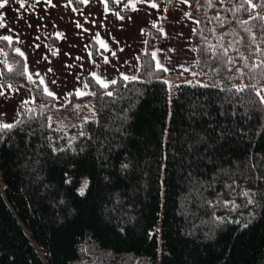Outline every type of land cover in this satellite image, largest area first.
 I'll use <instances>...</instances> for the list:
<instances>
[{
    "label": "trees",
    "instance_id": "16d2710c",
    "mask_svg": "<svg viewBox=\"0 0 264 264\" xmlns=\"http://www.w3.org/2000/svg\"><path fill=\"white\" fill-rule=\"evenodd\" d=\"M178 1L155 0L167 11ZM250 2L255 9L245 0H188L199 21L191 83H163L150 55L162 34L145 28L138 80L110 86L107 97L87 76L96 95L61 107L22 75L17 41L0 40L2 86L31 89L34 101L32 112L19 104L21 123L0 138V264L264 263V67H253L264 61L255 51L264 50V19H252L264 7Z\"/></svg>",
    "mask_w": 264,
    "mask_h": 264
},
{
    "label": "crops",
    "instance_id": "0c3cea01",
    "mask_svg": "<svg viewBox=\"0 0 264 264\" xmlns=\"http://www.w3.org/2000/svg\"><path fill=\"white\" fill-rule=\"evenodd\" d=\"M52 2L56 7H51L46 0H40L39 3L36 0H27L25 8L20 9L19 5L12 0L5 9H0V11L5 13L3 23L6 25V27L0 28V35H9L16 41L17 38L22 41L21 43L17 42V47L25 53L26 60L24 57V62L28 65L29 73L34 74L39 71L41 75H44L48 86L52 85L55 87V93L58 97H65L58 91L59 88L65 90L71 82L77 83L75 75L72 74H77L74 68V66H77L75 58L77 56L80 57V55L77 52L76 41L78 42L82 36L81 30L89 29L88 37L84 39L89 45V47H86L87 52H91V41L96 44L97 50L99 49V52L96 50L94 58L99 65V62L102 64L99 67L93 66L91 71L102 74L110 80L118 77V72L113 65L128 75H137L136 69L139 66V62H137L136 57L145 49V41L147 39L145 28H153V21L157 25L161 22L160 27L164 29L167 35H170L168 40L176 43H179L182 35L188 34L191 43L193 29H196L197 26L196 20L189 17V15L185 16V13L189 14L188 3L184 4L179 1L171 11L166 10L164 3H157L159 5L157 9H152L147 4H137L138 11L133 12L130 8H124V4L128 3V0H121L120 4L114 3V8L107 15L103 12L104 6L101 0H89L87 5L83 4L81 9H76L77 11H73L74 8L69 5L68 0H52ZM28 5H32V7ZM124 10H128L129 13L126 15L121 14L125 18L123 21L118 20L113 15L116 11ZM85 13L86 18L84 17ZM87 17L89 19L86 23ZM128 17H131V19L129 20ZM77 22L83 25V29L76 27ZM29 24L31 27H29ZM9 28L12 31H9ZM141 29L144 30L143 33ZM97 32H99L101 39L109 44L110 48L117 51L116 58L111 57L110 53H104L112 61L109 65L104 64L103 56L100 55L103 49H100L99 43L94 38ZM57 33H63L64 36L58 37ZM164 36L162 35L161 40L154 44L153 51H157V46L163 41ZM36 37H39V39H36ZM50 38H54L56 43L48 45V39ZM37 44L41 47L36 48L35 45ZM120 48H123L124 51L120 52ZM57 49H59L58 54L52 56L51 51ZM167 51H169V48ZM65 53L70 55L66 56ZM42 54L48 56L51 61L50 64L42 59ZM38 60L40 61L39 63H37ZM125 60L128 61L127 64L123 63ZM66 64L73 66L69 68L66 67ZM48 68L53 69V71L47 72ZM65 70L69 74L61 85L58 82V74ZM63 74L62 76L66 75L65 72ZM82 78L83 73L80 76L79 84L84 83ZM52 79L57 81L55 85L51 84ZM0 85H2L1 77ZM59 85L61 86L58 88ZM18 89L19 91L17 92L8 89L7 86L4 87L5 95L0 96V113L5 115L0 116L1 120L8 119L14 110H18L22 100H32L30 91L24 88Z\"/></svg>",
    "mask_w": 264,
    "mask_h": 264
},
{
    "label": "snow or ice",
    "instance_id": "6c2138e0",
    "mask_svg": "<svg viewBox=\"0 0 264 264\" xmlns=\"http://www.w3.org/2000/svg\"><path fill=\"white\" fill-rule=\"evenodd\" d=\"M10 2H12V0H0V9H5L9 4ZM14 2L16 4L19 5V8L20 9H23L25 8L26 4H27V0H14ZM37 3L40 2V0H36ZM46 2L51 6V7H56V5L52 2V0H46ZM77 2L79 3H83L85 5H87L89 3V0H77ZM111 2L115 3V4H120L121 3V0H111ZM169 2H171V0H169ZM180 3H188V0H179ZM246 3H248L249 5V8L250 9H255L256 8V5H253L251 4L250 0H245ZM68 3L69 5H71L72 3V0H68ZM101 3L103 4L104 8H103V12L105 15H107L109 12H111V9L109 8V0H101ZM137 4H147L148 7L152 8V9H157L159 8V5L155 2V0H128V3L124 4V8H130L133 12L135 11H138L137 9ZM29 7H32V5H28ZM261 7H264V0H262V3L260 5ZM238 10V9H237ZM73 11H77L76 9H73ZM113 15H115V17L120 20V21H123L125 18L124 16H122L120 14V11H116L113 13ZM189 14L188 13H185V16H188ZM4 17H5V13L3 11H0V28H4L6 27V25L3 23V20H4ZM128 19L130 20L131 17H128ZM215 19L219 20L220 18L219 17H215ZM252 19H264V17H252ZM85 22L87 23L88 21L85 20ZM94 23V22H93ZM196 23H199V21H197ZM243 24H247L248 21H242ZM223 26V25H221ZM29 27H31V25L29 24ZM76 27L77 28H82L83 29V25L80 24L79 22H77L76 24ZM101 27H103V25H101ZM152 27L153 28H157V30L162 34V35H166L164 29L162 27H158L157 23L155 21L152 22ZM9 31H12L11 28L8 29ZM83 31L87 32L89 31V29H83ZM143 29H141V32L143 33ZM196 30L193 29V32H195ZM250 31V29L248 30ZM57 36L58 37H63L64 34L63 33H57ZM95 40L99 43L100 45V49H103V52H100V55L103 56V62L105 65H109L112 63V61L109 59V56L107 55H104V53H110L111 57L113 58H116L117 57V51L116 50H113L112 48L109 47V44L101 39L100 37V34L99 32H97L95 34ZM252 40L255 41L256 37L253 35L252 37ZM36 39H39V37H36ZM0 40L2 41H7L9 44L12 43V40L13 38L9 35H0ZM113 40H115V38H113ZM17 42L18 43H21L22 41H20L18 38H17ZM116 43H118V41H116ZM146 43V41H145ZM261 43H264V38H262L261 40ZM36 48H40L41 46L39 44L35 45ZM86 47H88L86 45ZM214 48L215 46L213 45H209V49L213 50V55H216L215 51H214ZM16 53L21 56V57H25V53L23 51H21V49L17 48L15 49ZM99 52V49L97 50ZM120 52H123L124 49L123 48H120L119 49ZM158 51V50H157ZM157 51H153L150 55H151V58L153 61H155V70L156 71H164V72H168L169 69L166 68L164 66V64L157 58ZM169 51H173L172 49H169ZM256 53H259L260 55H264V50H262L259 46H257L256 48ZM59 52V49L57 50H53L51 51V55L52 56H56ZM227 52H228V49L225 48L224 49V55H227ZM255 54V53H254ZM66 56L70 55L69 53H65ZM242 59H244L245 63H244V67H249L248 63H247V58L245 57H241ZM42 59L48 61V63L50 64L51 61L48 59V56L46 54H42ZM76 60H80L82 59L81 57L77 56L75 58ZM25 60H26V57H25ZM88 60L90 63H92L95 67H99L100 65L97 63L96 59L94 58V54L92 52H89L88 53ZM136 60L137 62H139L140 60V57L137 56L136 57ZM40 61L38 60L37 63H39ZM124 64H127L128 61L125 60L123 61ZM229 63H234L233 60H229ZM73 65L71 64H66V67H72ZM80 67H83V65H80ZM113 67L115 68V70L118 72V78H112V79H107L105 78L102 74H98L96 73L95 71H90L88 73V75L95 81V83L97 85H99V87L101 89H104L105 92H104V95L107 96V97H113L114 96V92L111 91V90H108L110 89V86H113V85H117L120 81H123L125 82V85L128 83V82H133V81H136L138 80V77L136 75H128L122 71L119 70V68H117L115 65H113ZM253 67H264V61H261L259 64H256V65H253ZM137 71H139V69L137 68L136 69ZM185 71H187V69H184ZM8 71L9 72H12L13 69L11 67L8 68ZM53 69L51 68H48L47 69V72H52ZM237 71H239V69H237ZM72 74V73H70ZM22 75H24L26 77V79L30 82V83H35V81L33 80V75H35L38 79H39V85L38 86H43V93L47 96V97H50L52 98L53 100H57L59 99V97L57 96V94L50 90L48 84L46 83L45 81V76L44 75H41V73L39 71L35 72L34 74L32 73H29V70H28V65L27 63H25L24 65V72L22 73ZM72 75H75V79L77 81V83H80V76L78 74H72ZM57 83V81L55 79H52L51 80V84L55 85ZM163 83L165 84H169L168 81H163ZM187 83H191L190 81L187 82ZM202 87H207L208 85L204 84V85H201ZM8 89L10 90H13V91H19L18 88H13V85L9 84L7 85ZM20 87H24L23 85H21ZM178 87V86H177ZM89 88V84L87 82L83 83V87L80 88V87H77L75 88L74 90H71V91H68L66 94H65V99L67 97H76L77 99L79 98H82V97H85V96H95L96 93L94 92H89V91H86V89ZM237 91H242L243 88H237L236 89ZM29 91H31V89H29ZM5 95V91H4V86L0 85V96H4ZM257 96H260V92L257 91L256 93ZM30 103H34V101L32 100H22L21 101V107L24 108L26 111L28 112H32L34 111L32 108H28L27 105H29ZM261 103H264V97H261ZM85 107H88V105H84ZM75 108H79L80 105H75L74 106ZM5 115L4 113H0V116H3ZM95 115V113L93 112V116ZM49 120H51V118H49ZM21 123V121L19 120H16L15 122H5L3 120H0V138H2L3 134L13 130L17 124ZM85 123H88V120L86 119L85 120ZM49 127L51 128V123L49 124ZM83 134V133H81ZM73 139H75V137H73ZM122 167L126 168L127 165H122ZM67 176V174H66ZM66 184H69L71 185L73 183V179L72 178H67L65 179L64 181ZM90 185V180L88 179H85L83 182H82V186L77 189V192L80 196H84L85 193H86V190L88 189ZM244 196H248L249 193L248 192H243L242 193ZM227 204V202H225ZM249 203H252V201H249Z\"/></svg>",
    "mask_w": 264,
    "mask_h": 264
},
{
    "label": "rangeland",
    "instance_id": "374dc122",
    "mask_svg": "<svg viewBox=\"0 0 264 264\" xmlns=\"http://www.w3.org/2000/svg\"><path fill=\"white\" fill-rule=\"evenodd\" d=\"M83 7V6H82ZM88 15V13H87ZM84 17L86 18V13L84 14ZM89 18L87 17L86 20H88ZM87 29V28H86ZM82 36L80 37L79 41H76L77 44V52L80 55V57L82 59L77 60L75 64H77V66H74V68L76 69V73L81 76V74L83 73V78L84 79V83H85V78L88 75V73L92 70L93 66L92 63L89 62L88 60V53L87 49H86V45L89 47L88 42L84 41V39H86L88 37V31H82ZM170 35H165L163 38V41H161V43L157 46V58L164 64V66L166 68L169 69L168 72H166L167 74V81L169 82L168 87L171 88L173 85L181 83V82H187L190 80L191 77H193V74L195 72V53H194V49L191 46L190 43V36L188 35H182V38L179 40V43L176 42H171V40L169 39ZM169 49H172L173 51H167ZM100 65L102 64L101 62H99ZM80 65H83V67H80ZM184 69H187V71H185ZM66 73L65 76L63 73ZM86 72V73H85ZM68 71H62L58 74V82L59 84H63L65 82V79L68 76ZM35 76V75H33ZM36 77V76H35ZM37 78V77H36ZM38 79V78H37ZM59 85L58 88L61 86ZM69 87H66L65 90L62 88H59L58 91L62 94L65 95L68 91L74 90L77 87L82 88L83 87V82L82 84L77 85V83L75 82H71L70 84H68ZM50 90L55 92V87L54 86H49ZM86 91H88V89H86ZM60 93H58L59 95H61ZM264 97V96H263ZM69 100V97H67L65 99V97H59V99L55 100V105L57 107H61L64 104H66ZM84 105H88V107H85V110L87 113L90 112V100L87 99L84 101ZM19 107V106H18ZM83 110V109H82ZM18 110H14L13 114L11 112V116H9L8 119L3 120L5 122H14L17 117H18ZM72 113V112H70ZM85 114V113H84ZM87 114L84 115V117H86ZM64 119V121H63ZM1 120V117H0ZM57 121V125H61V123L63 122L62 125L67 124V121H65V118H56ZM73 122H75V120L73 118H70V123L68 125L73 124ZM72 133L68 132L67 135V139L68 142H70L72 140ZM86 178H84L82 180V182L85 180ZM82 182L79 185V188L82 186ZM264 264V263H263Z\"/></svg>",
    "mask_w": 264,
    "mask_h": 264
}]
</instances>
